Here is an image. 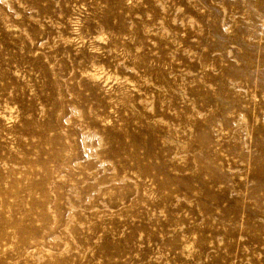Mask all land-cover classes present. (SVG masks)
<instances>
[{
  "label": "rangeland",
  "instance_id": "1",
  "mask_svg": "<svg viewBox=\"0 0 264 264\" xmlns=\"http://www.w3.org/2000/svg\"><path fill=\"white\" fill-rule=\"evenodd\" d=\"M0 264H264V0H0Z\"/></svg>",
  "mask_w": 264,
  "mask_h": 264
},
{
  "label": "bare ground",
  "instance_id": "2",
  "mask_svg": "<svg viewBox=\"0 0 264 264\" xmlns=\"http://www.w3.org/2000/svg\"><path fill=\"white\" fill-rule=\"evenodd\" d=\"M98 155V154H97Z\"/></svg>",
  "mask_w": 264,
  "mask_h": 264
}]
</instances>
